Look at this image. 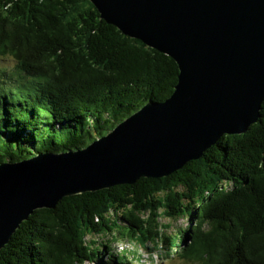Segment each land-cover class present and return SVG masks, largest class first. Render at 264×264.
<instances>
[{
  "label": "trees",
  "instance_id": "trees-1",
  "mask_svg": "<svg viewBox=\"0 0 264 264\" xmlns=\"http://www.w3.org/2000/svg\"><path fill=\"white\" fill-rule=\"evenodd\" d=\"M0 60L12 61L0 66V164L82 149L166 100L178 76L169 56L107 24L89 0H0ZM162 218L190 222L170 236ZM117 237L150 259L162 249L188 263L264 264V101L245 132L167 177L35 210L0 264H132L112 249Z\"/></svg>",
  "mask_w": 264,
  "mask_h": 264
},
{
  "label": "water",
  "instance_id": "water-1",
  "mask_svg": "<svg viewBox=\"0 0 264 264\" xmlns=\"http://www.w3.org/2000/svg\"><path fill=\"white\" fill-rule=\"evenodd\" d=\"M123 35L169 56L177 83L82 149L0 164V249L35 210L64 197L158 179L223 135L256 123L264 101V0H89Z\"/></svg>",
  "mask_w": 264,
  "mask_h": 264
},
{
  "label": "rangeland",
  "instance_id": "rangeland-1",
  "mask_svg": "<svg viewBox=\"0 0 264 264\" xmlns=\"http://www.w3.org/2000/svg\"><path fill=\"white\" fill-rule=\"evenodd\" d=\"M8 66L10 67L12 65V61L11 60H6V61H1L0 60V66ZM227 188L229 187V185H226ZM161 224L164 225H169V229H167L165 231V233L167 235L173 236L176 234V232L179 229H184L187 228L189 226V220L187 218H178L175 220H171V219H167V218H162L160 219ZM89 239V238H87ZM93 240L96 241H105L106 239H110L109 237L106 236H94L92 237ZM122 241V239H120L119 237H117L114 242H118L120 243ZM113 242V243H114ZM124 246H121V248L125 249L127 248L125 251L128 252L127 256L129 258V260H131L132 264H197V263H188L185 261L180 260L179 258L175 257V255H171L170 257H166L164 250L159 249V251H156L157 257L156 258H151L150 259V254L145 251L144 249H140L137 246L131 244V246L126 245L127 243H124ZM113 249L114 251H120L121 249H119V244L115 245L113 244ZM173 254V253H171ZM89 264V263H86Z\"/></svg>",
  "mask_w": 264,
  "mask_h": 264
},
{
  "label": "built area",
  "instance_id": "built-area-1",
  "mask_svg": "<svg viewBox=\"0 0 264 264\" xmlns=\"http://www.w3.org/2000/svg\"><path fill=\"white\" fill-rule=\"evenodd\" d=\"M124 243H127L126 245H128V246H131V244L129 243V242H120V243H117V244H114L115 245V247H116V245H118L119 244V249H121L120 251H122V250H126L127 248H125V249H123V248H121V246H124L125 244ZM132 247V246H131ZM112 249H113V246H112ZM114 250V249H113ZM120 251H116V252H120ZM156 258L157 257V254L156 253H153L152 254V258Z\"/></svg>",
  "mask_w": 264,
  "mask_h": 264
}]
</instances>
